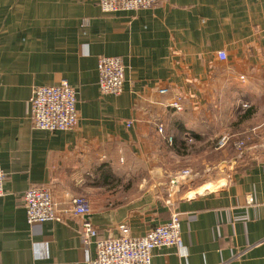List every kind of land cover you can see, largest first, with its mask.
<instances>
[{
    "label": "crops",
    "instance_id": "1",
    "mask_svg": "<svg viewBox=\"0 0 264 264\" xmlns=\"http://www.w3.org/2000/svg\"><path fill=\"white\" fill-rule=\"evenodd\" d=\"M100 56L123 59L120 95L101 93ZM62 79L77 92V126L34 128L35 88ZM176 96L182 111L171 106ZM231 125L257 127L264 139V0H164L117 12L98 0H0V264H90L86 219L104 237L123 225L144 236L175 212L182 243L155 249L152 264H264V160L189 196L160 192L187 135L199 159ZM30 186L51 191L61 220L28 221ZM74 196L87 199L86 216L70 211Z\"/></svg>",
    "mask_w": 264,
    "mask_h": 264
},
{
    "label": "built area",
    "instance_id": "2",
    "mask_svg": "<svg viewBox=\"0 0 264 264\" xmlns=\"http://www.w3.org/2000/svg\"><path fill=\"white\" fill-rule=\"evenodd\" d=\"M163 1L98 0V4L104 12H117L150 9ZM83 23L86 25L88 21ZM218 57L226 60L227 54L220 51ZM98 72L102 94L117 96L122 93L125 64L121 57L100 56ZM160 92L166 93L168 88H162ZM77 104V92L66 79L57 84L38 86L30 98L32 124L34 128L48 131L73 129L79 122ZM171 106L177 111H182V97L176 96ZM158 130L163 133L164 127L159 126ZM186 140L193 141L194 138L187 135ZM228 140L224 137L220 144L225 145ZM168 141L173 143V137L169 136ZM238 147H241V144H238ZM190 172V169H185L182 176H187ZM4 179L5 172L1 167L0 154V196L4 194ZM22 199L30 223L62 219V212L48 188L30 186L24 191ZM70 208L72 213L80 216H86L90 212L89 203L84 196H74ZM81 230L84 241L95 246L96 256L90 264H152L155 249L178 247L182 243L181 220L177 212L173 213L167 222L155 226L144 236H132L130 228L123 225L118 237H104L89 219L83 222Z\"/></svg>",
    "mask_w": 264,
    "mask_h": 264
},
{
    "label": "rangeland",
    "instance_id": "3",
    "mask_svg": "<svg viewBox=\"0 0 264 264\" xmlns=\"http://www.w3.org/2000/svg\"><path fill=\"white\" fill-rule=\"evenodd\" d=\"M217 135L211 144L208 142V145H212V151L209 150L207 157L200 156L199 159L193 158V155L197 156L198 143L194 140L181 141L183 146L179 144V147L182 148L184 157L177 162L180 168L175 170L172 181L160 190L163 197L189 196L195 191L203 190V187L213 188L225 184L236 172L264 160V139L257 127L249 130L247 125L223 126ZM224 137L229 140L225 145H221ZM175 143L173 140L171 144ZM238 144H241V147H238ZM184 169H190V174L182 176ZM174 190L176 192L173 193Z\"/></svg>",
    "mask_w": 264,
    "mask_h": 264
}]
</instances>
